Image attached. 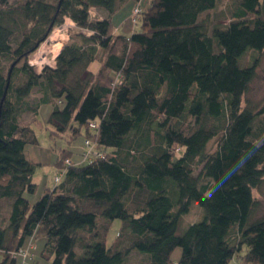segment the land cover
<instances>
[{
  "label": "trees",
  "instance_id": "16d2710c",
  "mask_svg": "<svg viewBox=\"0 0 264 264\" xmlns=\"http://www.w3.org/2000/svg\"><path fill=\"white\" fill-rule=\"evenodd\" d=\"M127 1L140 29L115 35L112 16ZM142 2L0 0V264H15L11 251L41 235L46 264H121L133 250L138 264H228L242 249L245 263L264 264V205L254 195L264 183V105L243 100L256 57L239 61L264 50V0H234L210 33L201 15L217 0ZM64 17L75 35L34 70L28 57ZM42 104L53 134L85 132L80 159L60 151L59 181L30 204L35 164L25 146L37 142ZM91 145L104 156L84 157ZM194 203L203 216L177 232ZM114 219L121 226L107 244Z\"/></svg>",
  "mask_w": 264,
  "mask_h": 264
},
{
  "label": "rangeland",
  "instance_id": "374dc122",
  "mask_svg": "<svg viewBox=\"0 0 264 264\" xmlns=\"http://www.w3.org/2000/svg\"><path fill=\"white\" fill-rule=\"evenodd\" d=\"M20 0H9L10 3L17 2ZM149 0H143L142 6H147ZM234 0H217L214 8L205 11L201 17L204 18L205 23L208 26L209 33L214 26H221L228 22L230 18V11L232 9ZM126 12V6L120 5L112 16V22L114 25L120 24L124 19ZM142 13L138 17L139 22L142 17ZM68 17H64L61 24L57 25L48 35L46 40L40 44V46L28 57L27 61L35 68L34 70L39 71L43 66L47 64H53L55 60L54 52H51V48L54 44L52 39V35L55 32H59L64 39L61 40V46L70 40L71 36L75 35L76 26ZM126 22L130 24L129 16H127ZM65 27V29H62ZM135 30L140 29V22L135 26L133 25ZM44 52V53H43ZM103 56L102 52L100 54ZM256 57L255 60V73L250 81L246 92L244 93L243 100L247 103L249 107L252 108H260L264 105V50L257 52L253 50H248L243 56L239 58L240 64H251ZM41 62V63H40ZM98 62L95 61L92 64V69L97 67ZM39 95L38 88H34L30 99L37 97ZM51 105L50 104H42L38 110V114L33 119V129L37 137V142L35 144H27L25 146V151L27 155L30 156V159L35 164L34 173L32 176L33 181L36 184L35 191L33 193H27L25 196L29 200L30 204L34 203L39 197L45 192V188L52 189L54 184L57 183L55 181V175L59 173L58 168L56 166V161L59 156V152L62 150L70 151L69 154L73 160L80 159V152H82V143L84 136V128L81 129L80 135L76 136L74 139L70 138L69 130L62 133L53 134L51 124L48 123V116L50 113ZM23 121L30 118L29 113L23 114ZM32 118V117H31ZM191 119L184 118V125L189 126L191 123ZM214 144V139L209 142V147ZM40 162V163H39ZM201 166L194 167L195 174L199 171ZM64 168V167H63ZM254 195L261 200V204L264 205V183L259 188V190H254ZM5 205L2 203L0 205V221L1 216L5 215L3 208ZM262 209H259L255 212V215H259ZM203 216L202 208L194 203L190 206V209L187 213H184L178 223L177 232H181L182 229L190 222L199 220ZM4 220V218H3ZM121 226V220L114 219L106 233V242L107 244H111L117 239V235ZM79 240L88 239L89 236L83 231H78ZM44 237L41 235L35 239V245L33 246V250L29 252L27 257L29 258L30 264H38L34 262V259L41 264L48 263L47 260L41 255V251L44 245ZM76 249H79V244L77 243ZM25 248V246H24ZM180 255V248L176 247L171 254V259L177 260ZM244 249L237 253L236 256L229 261L228 264H250L245 263L243 260ZM19 256V255H17ZM144 260V256L140 254L139 251H131L130 254L123 260L121 264H138ZM15 264H20L19 260H16Z\"/></svg>",
  "mask_w": 264,
  "mask_h": 264
},
{
  "label": "built area",
  "instance_id": "2783aa9c",
  "mask_svg": "<svg viewBox=\"0 0 264 264\" xmlns=\"http://www.w3.org/2000/svg\"><path fill=\"white\" fill-rule=\"evenodd\" d=\"M132 22L133 23H136L137 22V19H138V17H139V15L141 14L140 13V10H139V8L138 7H134L133 8V10H132ZM68 20H70L69 18H67ZM71 21V20H70ZM72 22V21H71ZM73 23V22H72ZM62 29H65V27H62ZM30 64H32L31 62H30ZM48 65V64H47ZM49 65H51V64H49ZM90 126L92 127V128H94L95 127V123H90ZM86 143H87V141H86ZM83 156L84 157H87V159H90V158H92V157H94V156H97V157H103L104 156V153L102 152V151H100V150H98L97 148H95V146L94 145H91L90 147H88L84 152H83ZM65 163L66 164H71V161L69 160V159H66L65 160ZM59 176H55V181L56 182H58L59 181ZM33 244H32V242H29L28 244H27V247L26 248H19L17 251H11L14 255L16 254V255H19V256H21L22 258H24V259H29L28 257H27V255L29 254V252L31 251V248H33Z\"/></svg>",
  "mask_w": 264,
  "mask_h": 264
},
{
  "label": "crops",
  "instance_id": "0c3cea01",
  "mask_svg": "<svg viewBox=\"0 0 264 264\" xmlns=\"http://www.w3.org/2000/svg\"><path fill=\"white\" fill-rule=\"evenodd\" d=\"M123 5L126 6V12H125V15H126V16H124V19H126L127 16H128L129 13H130V9H131V7L134 5V2H133V1H127V2L123 3L122 6H123ZM95 11L97 12V14H98L100 17H102V16L105 15V13H104L103 11L99 10V9H95ZM112 18H113V17H112ZM124 19L122 20V22H121L120 24H117V25H114V22H112L113 27H114V29H113V33H114L115 35H119V34H121V35H126V36H128V35L130 34L131 30H133L134 27H132L130 24H128V23L126 22V20H124ZM112 21H113V20H112ZM99 65H100V63L97 64V67H96L94 70H97L98 67H99ZM30 118H31V117H30ZM30 118H28V119H30ZM30 120H32V118H31ZM25 153H26V156L30 159V156L27 155V152H26V151H25ZM30 160H31V159H30ZM39 163H40V162H39ZM34 244H35V242H34ZM16 260H19V263H20V264H30V263H29V259H24V258H22L21 256H17V257L15 258V262H16ZM34 262L40 264V262L36 261L35 259H34Z\"/></svg>",
  "mask_w": 264,
  "mask_h": 264
},
{
  "label": "bare ground",
  "instance_id": "6f19581e",
  "mask_svg": "<svg viewBox=\"0 0 264 264\" xmlns=\"http://www.w3.org/2000/svg\"><path fill=\"white\" fill-rule=\"evenodd\" d=\"M52 39L55 40L52 48L50 49L51 52H54L55 56L58 54V52L61 49V40L64 39V36H62L59 32H55L52 35ZM44 53V52H43ZM41 63V62H40Z\"/></svg>",
  "mask_w": 264,
  "mask_h": 264
},
{
  "label": "water",
  "instance_id": "95a60500",
  "mask_svg": "<svg viewBox=\"0 0 264 264\" xmlns=\"http://www.w3.org/2000/svg\"><path fill=\"white\" fill-rule=\"evenodd\" d=\"M7 85H8V81H7V84H6V88H7ZM6 88H5V91H4V94H3V97H2V99L4 98V96H5V93H6Z\"/></svg>",
  "mask_w": 264,
  "mask_h": 264
}]
</instances>
